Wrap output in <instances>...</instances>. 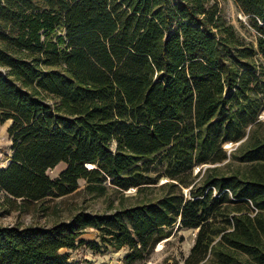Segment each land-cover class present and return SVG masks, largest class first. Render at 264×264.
<instances>
[{"label":"trees","instance_id":"16d2710c","mask_svg":"<svg viewBox=\"0 0 264 264\" xmlns=\"http://www.w3.org/2000/svg\"><path fill=\"white\" fill-rule=\"evenodd\" d=\"M234 1L256 43L218 0H0V206L80 178L122 194L52 225L0 221V264H80L64 249L83 245L139 264L176 224L198 229L183 264H264V0Z\"/></svg>","mask_w":264,"mask_h":264},{"label":"rangeland","instance_id":"374dc122","mask_svg":"<svg viewBox=\"0 0 264 264\" xmlns=\"http://www.w3.org/2000/svg\"><path fill=\"white\" fill-rule=\"evenodd\" d=\"M223 16L232 23L239 32L247 39L256 43V31L251 26L249 17L241 11L234 0H218ZM11 121L8 120L0 125V168L9 163V156L12 154V140L9 134ZM238 142H228L226 149L231 152L236 149ZM67 167L62 162L49 173L52 177H58ZM200 166H196L198 170ZM168 178H160L159 184ZM85 178L79 179V187L66 195L49 196L40 203H33L28 207H18L21 201L15 205L5 204L0 206V221L10 225L19 223L22 225L42 224L52 225L56 222L69 220L77 211L88 210L91 212L110 211L120 202L122 194L115 190L107 180L104 188H90ZM126 204L138 201L137 188L132 187L125 191ZM4 199V193L0 191V200ZM198 229L193 227H179L176 224L171 228V236L162 240L155 248V251L139 264H183L184 259L190 253L195 243ZM87 240L97 239L96 230L89 228L83 236ZM69 251L71 259L80 264H122L123 257L128 247L121 250L109 248L108 250H93L88 246H80L76 249H64Z\"/></svg>","mask_w":264,"mask_h":264},{"label":"built area","instance_id":"2783aa9c","mask_svg":"<svg viewBox=\"0 0 264 264\" xmlns=\"http://www.w3.org/2000/svg\"><path fill=\"white\" fill-rule=\"evenodd\" d=\"M260 118H261V119H264V110L261 112V114H260Z\"/></svg>","mask_w":264,"mask_h":264},{"label":"water","instance_id":"95a60500","mask_svg":"<svg viewBox=\"0 0 264 264\" xmlns=\"http://www.w3.org/2000/svg\"><path fill=\"white\" fill-rule=\"evenodd\" d=\"M240 142H241V141H240ZM240 142H238V144H239Z\"/></svg>","mask_w":264,"mask_h":264}]
</instances>
